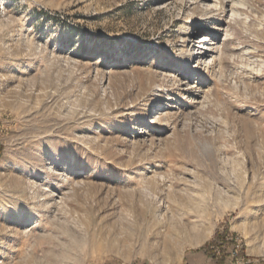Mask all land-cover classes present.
Listing matches in <instances>:
<instances>
[{
  "label": "rangeland",
  "instance_id": "1",
  "mask_svg": "<svg viewBox=\"0 0 264 264\" xmlns=\"http://www.w3.org/2000/svg\"><path fill=\"white\" fill-rule=\"evenodd\" d=\"M226 1L0 0V264L264 263V0Z\"/></svg>",
  "mask_w": 264,
  "mask_h": 264
},
{
  "label": "bare ground",
  "instance_id": "2",
  "mask_svg": "<svg viewBox=\"0 0 264 264\" xmlns=\"http://www.w3.org/2000/svg\"><path fill=\"white\" fill-rule=\"evenodd\" d=\"M201 1H203V2H207L208 0H201ZM227 1H229V0H227ZM226 1V2H227ZM231 2V1H230ZM230 2H229V4H230ZM232 4V3H231ZM205 5V4H204ZM207 6V5H206ZM226 6V5H225ZM230 6V5H229ZM227 7H228V5H227ZM229 10H233V8H232V5H231V7L230 8H228ZM187 31V30H186ZM188 33V32H187ZM199 38H202V37H199ZM199 38H198V40L196 39V40H193V41H195V44H194V42H193V46H195L196 47V51L194 52V56L195 57H199V56H203V55H205L204 54V52H202L201 50H203V49H205L204 47H203V45H202V40H199ZM192 41V40H191ZM204 41V40H203ZM190 44V43H189ZM209 50V48H206V50ZM192 50V49H191ZM207 50V51H208ZM212 50H213V48H212ZM214 51V50H213ZM209 53V52H208ZM210 55V54H209ZM206 56V55H205ZM114 70V69H113ZM24 231V230H23ZM17 234H18V231H17ZM16 236V235H15ZM19 242V241H18Z\"/></svg>",
  "mask_w": 264,
  "mask_h": 264
},
{
  "label": "trees",
  "instance_id": "3",
  "mask_svg": "<svg viewBox=\"0 0 264 264\" xmlns=\"http://www.w3.org/2000/svg\"><path fill=\"white\" fill-rule=\"evenodd\" d=\"M0 153H1V147H0ZM219 237H220V236L217 235V238H219ZM213 243H214V241H211V242L205 244V245L203 246V248H200V250L203 249V250H205V251H209V253H210L211 250H209V248H210V245H212ZM221 261H222V260H221ZM221 261H220V262H221Z\"/></svg>",
  "mask_w": 264,
  "mask_h": 264
},
{
  "label": "crops",
  "instance_id": "4",
  "mask_svg": "<svg viewBox=\"0 0 264 264\" xmlns=\"http://www.w3.org/2000/svg\"><path fill=\"white\" fill-rule=\"evenodd\" d=\"M202 252H203V253H201L202 254V257L204 258V261L206 262V263L205 262L204 263L205 264H212L211 260L208 259L209 257H206V255H204L205 251H202ZM262 264H264V263H262Z\"/></svg>",
  "mask_w": 264,
  "mask_h": 264
},
{
  "label": "built area",
  "instance_id": "5",
  "mask_svg": "<svg viewBox=\"0 0 264 264\" xmlns=\"http://www.w3.org/2000/svg\"><path fill=\"white\" fill-rule=\"evenodd\" d=\"M218 251V250H217ZM219 252V251H218ZM227 254H230V256H236L237 255V251L235 249L231 250V252L226 251ZM230 264H234L233 262H231Z\"/></svg>",
  "mask_w": 264,
  "mask_h": 264
}]
</instances>
